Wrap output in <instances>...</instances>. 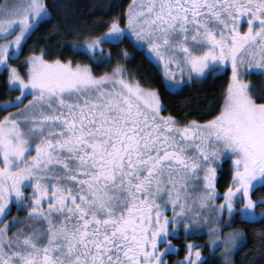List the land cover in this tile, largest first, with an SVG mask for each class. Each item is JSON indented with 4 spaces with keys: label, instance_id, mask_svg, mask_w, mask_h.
<instances>
[{
    "label": "snow or ice",
    "instance_id": "obj_1",
    "mask_svg": "<svg viewBox=\"0 0 264 264\" xmlns=\"http://www.w3.org/2000/svg\"><path fill=\"white\" fill-rule=\"evenodd\" d=\"M71 10L56 0L0 3V69L19 93L0 104V264H205L191 241L183 259L167 258L180 231L209 221L197 204L211 208V244L233 264L246 240L236 218L264 225V194L253 198L264 188V90L250 79L264 77V0H131L123 17L92 25L68 20ZM61 14L56 48L29 47L18 67L38 29L60 33ZM65 42L100 63L111 58L103 45L128 43L170 92L228 65L230 79L210 118L182 122L162 115L159 90L121 63L126 48L97 75L61 58ZM225 158L231 180L217 203ZM255 238L264 245V227Z\"/></svg>",
    "mask_w": 264,
    "mask_h": 264
},
{
    "label": "trees",
    "instance_id": "obj_2",
    "mask_svg": "<svg viewBox=\"0 0 264 264\" xmlns=\"http://www.w3.org/2000/svg\"><path fill=\"white\" fill-rule=\"evenodd\" d=\"M1 1V0H0ZM57 3H65L72 6L71 12L68 14L67 19L71 20L72 16L79 22L92 25L94 21L103 20L109 22L113 17H123L131 0H56ZM54 15H56L54 13ZM53 23L61 25L60 33H50L51 25H45L38 29L33 34L32 38L28 40L24 46L23 52L20 57L19 64L23 62L24 58L29 54V47L34 46L37 51L40 47L45 49H55L59 35L63 34V25L65 20L63 14L57 17ZM104 29H92V34L99 35ZM45 39L48 43L45 44ZM104 48L111 52V58L106 59L103 63L90 59L84 55L73 53L65 42L64 47L59 49L63 53L61 58H73L77 61L88 63L91 65L94 74H101L105 71H111V65H114L116 55L121 48H126L131 54L128 60H122L129 72H134L137 78L141 79L146 86L151 85L156 87L160 92L162 104L164 105L163 112L166 115H172L177 120L187 122L188 120H203L208 119L210 116L208 112L210 109H218L222 103V96L227 87L228 80L230 79V69L225 72L210 75L207 79L201 81L194 80L190 84H186L180 91L170 92L165 89L162 83V76L159 69L142 52L131 47L130 44L124 43L116 46L114 44H105ZM54 58V57H48ZM21 72L26 71V66L20 69ZM255 88L258 91L264 90V77L253 76ZM7 73L5 71L0 73V102H5L9 96L15 97L19 93L17 91H10L7 87ZM1 112V108H0ZM214 115L215 112L213 111ZM231 180V161L225 160L223 166L219 169V174L216 181L217 190L223 193L225 187ZM264 194V188L257 189L253 193V198H258ZM234 227L243 228L246 232V240L233 256V264H264V245L255 237L259 235V230L264 225L256 224L253 227L239 222L237 217L234 221ZM255 232V236H254ZM209 255V249L204 250ZM180 256L183 257L185 250H179ZM175 257V256H173ZM205 264H223L219 259L208 256L205 258Z\"/></svg>",
    "mask_w": 264,
    "mask_h": 264
},
{
    "label": "rangeland",
    "instance_id": "obj_3",
    "mask_svg": "<svg viewBox=\"0 0 264 264\" xmlns=\"http://www.w3.org/2000/svg\"><path fill=\"white\" fill-rule=\"evenodd\" d=\"M2 2H3V0L0 1V3H2ZM104 46H105V45H103V47H104ZM226 69H230V74H231V68H230V65H228V66L226 67ZM226 69H225L224 71H222V72H225ZM1 72H3L2 69H0V73H1ZM222 72H220V73H222ZM217 74H218V73H217ZM177 75H179V74H177ZM250 79L252 80V83H253L254 85H256L255 82H254V77L252 76ZM194 80H195V79H194ZM194 80H192V81H188L186 84H190V83H192ZM197 81H201V80H197ZM186 84H185V85H186ZM185 85H184V86H185ZM184 86H183V87H184ZM183 87H182V88H183ZM182 88H180V89H178V90H175V91H171V92H177V91H180ZM256 91L259 92L258 89H256ZM28 99H31V97L29 96ZM25 102H27V101H25ZM3 103H4V102H3ZM3 103L0 102V104H3ZM0 108H1L0 116H2V115L5 114V109H4L3 107H0ZM7 111L10 112V111H12V109L9 108V109H7ZM162 115H166V114H164L163 110H162ZM225 160H227V159H226V158H225V159H222L221 167L218 168V170H217V177H218V174H219V169L222 168V166H223V162H224ZM200 175H201V177H202V173H201ZM193 184H196V181H191V182H190L189 192L192 193V196H196V195L198 194V192H199L200 190H202V187H203V185H202V179H201V181H200V183H199V185H198L197 187H192ZM27 191H31V189H27ZM219 193H220V198H218L217 203H219V199L222 198V194H223V193H221V192H219ZM189 202L191 203V197H189ZM194 208H195L196 211H200V212H201V220H203V217H204V216H207V217L209 218V221H208L207 223H201V225L195 230V232H194V233H190L188 236H185V233H184L183 231H180L179 234H178V237L175 238V239H173V244H175V245L177 246V249H178V250H177L176 252L170 254L169 257H167V258H168L169 260L173 261V262H175V261H177V260H180V259H183L184 256H183V257L180 256L179 250L184 249V250L186 251V249H185V244H186L188 241H191L193 244H195V245H197V246H202V247H201V251H202V258H203V260H205V258H207L208 256H210V257H212V258H217V259H219V260L224 264V257H223V254L221 253V251H220L219 248H216V247H214V246L211 244V240H210L209 228L212 227V221L215 219L214 214H213L211 208H205V209L201 210V209L198 207V204H197V205H194ZM16 210H17V209H16ZM21 212H22V211H21ZM21 212H19L18 215H20V216H24L25 213H22V214H21ZM167 214H168L169 216L172 215L171 211H169ZM223 218H224V219H227V212H224V213H223ZM233 226H234V222H233ZM220 227L223 228V225L221 224ZM227 230H228V229L224 228V231H227ZM239 248H240V247H239ZM239 248H238V249H239ZM205 249H209V251H210V252H209V255L205 253V251H204ZM238 249H236V250L233 251V253H232V257H231L232 260H233V256H234L235 252H236ZM184 255H185V254H184ZM173 256H175V257H173Z\"/></svg>",
    "mask_w": 264,
    "mask_h": 264
},
{
    "label": "flooded vegetation",
    "instance_id": "obj_4",
    "mask_svg": "<svg viewBox=\"0 0 264 264\" xmlns=\"http://www.w3.org/2000/svg\"><path fill=\"white\" fill-rule=\"evenodd\" d=\"M22 213H24V212H21V214H22ZM15 214H17V210H16L15 207H12V208H11V212H10V214H9V217H7V218H10L11 215H15Z\"/></svg>",
    "mask_w": 264,
    "mask_h": 264
}]
</instances>
